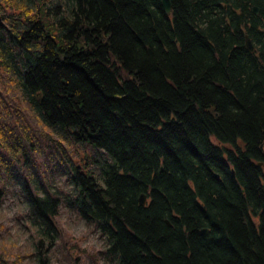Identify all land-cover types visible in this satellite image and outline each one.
Masks as SVG:
<instances>
[{"label":"trees","instance_id":"16d2710c","mask_svg":"<svg viewBox=\"0 0 264 264\" xmlns=\"http://www.w3.org/2000/svg\"><path fill=\"white\" fill-rule=\"evenodd\" d=\"M171 5L0 0V206L6 172L42 235L65 203L110 264H264V0ZM38 137L58 166L71 141L109 170L73 166L67 205L22 177Z\"/></svg>","mask_w":264,"mask_h":264},{"label":"rangeland","instance_id":"374dc122","mask_svg":"<svg viewBox=\"0 0 264 264\" xmlns=\"http://www.w3.org/2000/svg\"><path fill=\"white\" fill-rule=\"evenodd\" d=\"M34 149L37 152L31 159L32 170L22 171V177L32 183L33 175H37L41 186L44 185L45 189L52 193H59L63 201L67 193V205H69L68 201L72 194L70 175L73 174V166L79 167L85 174L93 173L95 178L101 182L112 162L111 157L103 151L71 141L67 142V168L64 165L58 166V160L55 159L58 154H54L57 152L54 150L51 152V144L43 141L41 137H38ZM64 171H67V177ZM1 175L7 192L6 202H12L13 206L25 207L26 201L17 180L11 179L6 172ZM42 193H45V190ZM65 217L68 228L83 226L87 230L86 233L80 238L68 235L65 227L60 223ZM55 222L59 232L56 239L52 240L42 235L41 228L35 223L34 215L28 209L24 216L16 217L15 223L20 226L22 233L28 236L26 241L23 240V235L16 237L17 240L23 242L17 264H21L22 261H28L29 264H40L41 256L49 257L50 260L46 264H110L104 255L106 244L96 223H86L78 215L77 210L70 209L65 203L62 204L60 215ZM6 235H8L7 230L0 234V240H3ZM40 240H43V245H38ZM90 241L94 243L90 244ZM51 243L53 246L47 252ZM83 244H89V247L84 248L81 246ZM97 248L100 250L98 251Z\"/></svg>","mask_w":264,"mask_h":264},{"label":"clouds","instance_id":"9594fccd","mask_svg":"<svg viewBox=\"0 0 264 264\" xmlns=\"http://www.w3.org/2000/svg\"><path fill=\"white\" fill-rule=\"evenodd\" d=\"M31 15V13H29ZM27 212V208L16 205L13 206L12 202H6L3 206H0V234L8 232L3 240H0V256H2L8 264H17L18 256L21 254L22 241L16 239L18 235H23V240L28 239L27 234H23L20 226L15 223V219L18 216H24ZM61 225L65 227L68 235L75 236L77 238L82 237L86 233V229L83 226L79 228H68L67 218L65 217L60 221ZM94 243V241L89 242ZM84 248H88L89 244L81 245ZM99 251L100 249L97 248ZM21 264H29L28 261H22Z\"/></svg>","mask_w":264,"mask_h":264},{"label":"water","instance_id":"95a60500","mask_svg":"<svg viewBox=\"0 0 264 264\" xmlns=\"http://www.w3.org/2000/svg\"><path fill=\"white\" fill-rule=\"evenodd\" d=\"M162 5H163L165 11L168 14H171V12H172L171 0H162ZM253 11H254L255 15L260 14V9L258 7H255L253 9ZM246 48L251 53L255 52V47H254L253 42L251 41V39L249 37H246ZM147 201H148L147 195L143 194V195H141V197L139 199V204L141 206L145 207L147 204ZM203 233L206 234L207 230H204Z\"/></svg>","mask_w":264,"mask_h":264}]
</instances>
